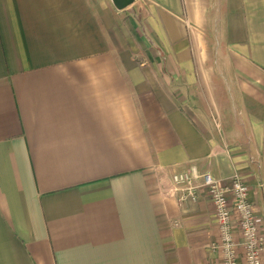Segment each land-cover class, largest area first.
<instances>
[{"label":"crops","instance_id":"crops-1","mask_svg":"<svg viewBox=\"0 0 264 264\" xmlns=\"http://www.w3.org/2000/svg\"><path fill=\"white\" fill-rule=\"evenodd\" d=\"M132 9L174 71L104 0H0V264L216 263L206 192H167L190 167L239 175L264 235V0Z\"/></svg>","mask_w":264,"mask_h":264},{"label":"built area","instance_id":"built-area-1","mask_svg":"<svg viewBox=\"0 0 264 264\" xmlns=\"http://www.w3.org/2000/svg\"><path fill=\"white\" fill-rule=\"evenodd\" d=\"M170 196L177 203H195L198 192L209 197L218 230V241L212 248L219 261L213 264H264V235L259 218L249 201L248 187L239 175L221 184L207 172L195 167L171 177Z\"/></svg>","mask_w":264,"mask_h":264},{"label":"rangeland","instance_id":"rangeland-1","mask_svg":"<svg viewBox=\"0 0 264 264\" xmlns=\"http://www.w3.org/2000/svg\"><path fill=\"white\" fill-rule=\"evenodd\" d=\"M127 2H128L127 0L126 1L120 0L118 4H115L113 0H104V4L107 5L112 10L113 13H116L115 16H117V21L120 26L119 27L120 38L121 40H123L121 42H125L129 49L134 48L132 49L134 51L131 50L132 53L137 51V53H141L140 55L142 56L146 54L144 52V49L145 50L149 49L151 55H153V57L155 56V59L153 60V63L151 65L153 70H158V71L163 70L165 73H166V69L167 71L169 70L174 71V68H172L171 64H170L171 68L165 67L166 65H165V61L163 60L164 59L163 54L159 50V47H156L154 44L151 43L141 44L138 40H136L135 36L139 33H143V31L140 28L139 32H137L138 29L135 31L136 27L133 26H139L141 20L139 18V14L137 11L133 9L130 11H126L130 5V4L129 5L126 4ZM136 48H139V50ZM137 53H135V55ZM140 55H137V57L135 56V58L136 59L141 58L138 57ZM159 65H162V67H160ZM171 86L175 87V84H171Z\"/></svg>","mask_w":264,"mask_h":264},{"label":"water","instance_id":"water-1","mask_svg":"<svg viewBox=\"0 0 264 264\" xmlns=\"http://www.w3.org/2000/svg\"><path fill=\"white\" fill-rule=\"evenodd\" d=\"M115 4H118L120 2V0H113ZM126 1V0H124ZM128 2L126 4H131L132 3V0H127Z\"/></svg>","mask_w":264,"mask_h":264}]
</instances>
